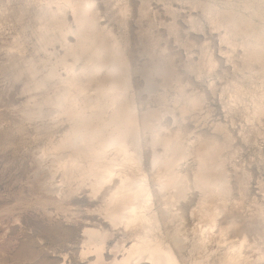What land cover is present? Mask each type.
I'll return each instance as SVG.
<instances>
[{
	"label": "bare ground",
	"instance_id": "6f19581e",
	"mask_svg": "<svg viewBox=\"0 0 264 264\" xmlns=\"http://www.w3.org/2000/svg\"><path fill=\"white\" fill-rule=\"evenodd\" d=\"M5 1L13 2L0 0V5ZM181 1L216 19L232 46L241 36L244 72L264 69V0ZM18 2L1 6L0 17L12 18L18 32L7 46L0 75L12 86L19 83L25 94L20 124L41 120L37 130L47 136L62 130L32 153L34 181L43 193L38 203L63 209V202L85 186L91 198H100L95 211L103 220L83 223L81 255L88 263L264 264V180L262 196H250L249 169L235 161L238 170L229 167L232 134L223 123L215 124L220 134L211 139L204 133L191 136L186 124L204 108L207 96L189 73L216 69V55L208 52L204 66H196L189 55L179 68L176 55L159 46L150 0L138 6L114 0L112 7L109 0ZM30 9L33 19L26 23ZM167 12L173 19L167 31L180 39L178 12ZM109 13L112 22L103 20ZM134 13L144 38L138 50L145 57L142 65L130 27ZM191 22L202 28L198 18ZM29 26L31 48L23 34ZM223 93L229 97L227 112L246 121L244 137L263 135L264 82L254 93L235 77ZM157 103L173 111L175 132L164 124L166 114ZM191 188L199 196L188 215L183 203Z\"/></svg>",
	"mask_w": 264,
	"mask_h": 264
},
{
	"label": "rangeland",
	"instance_id": "374dc122",
	"mask_svg": "<svg viewBox=\"0 0 264 264\" xmlns=\"http://www.w3.org/2000/svg\"><path fill=\"white\" fill-rule=\"evenodd\" d=\"M18 1L13 0L12 3L5 1L6 5L2 3L0 11L16 3L21 5ZM111 1L114 0H109L108 7H112ZM133 1L137 6L140 3V0ZM149 6L153 13L154 33L160 37L159 46L176 55L179 68H184L189 55L196 66H204L208 52L216 55L218 60L216 69L205 71L202 68L189 73L188 79H192L190 81L196 84L198 90H205L207 96L204 108L197 116L195 115L196 117L189 116L186 124L192 131L191 136L204 133L206 138L210 136L211 139L213 135L220 134L215 131V124L223 123L232 134L231 165L235 161L236 164L249 169L246 170L252 175L249 194L252 197H261L260 181L264 180V134L254 133L255 141L252 139L249 141L244 137V131L247 129L244 125L246 121L239 113L231 115L227 112L225 103L229 97L223 93V89L236 77L244 80L256 93L264 82V69L254 67L253 70L244 72L239 67V56L244 50L241 36H238L236 45L232 46L226 39L224 28L218 25L216 19L210 21L211 17L204 15L200 9L193 8L189 3L181 0H150ZM168 8L178 12L176 21L179 22L180 34H182L180 39L169 35L167 31V25L173 22L172 16L167 12ZM1 18L0 63H4L7 58V46L18 32V28L12 18ZM194 18L200 20L202 28L192 27L191 21ZM32 19L33 13L30 9L25 22L27 23L28 20L32 22ZM103 20L112 22L114 18L109 13ZM130 20L134 50L138 57L137 63L142 65L145 57L138 50L143 49L144 38L139 36L140 25L137 13H134ZM23 34L27 38L29 47H33L30 26ZM187 40L189 45L184 44ZM230 50H234L232 57H229ZM250 75L254 77L249 78ZM140 82L143 84L144 79H140ZM188 83H186L187 88H191ZM18 84L12 86L7 78L0 75V264H89L87 258L81 255L83 223L103 220V217L95 211L97 205H100V198H91L85 186L86 188L82 187L63 202V209H58L54 205L42 206L38 203V198L43 193L37 180L34 181L35 164L32 153L38 149V145H44L50 139L58 138L62 130L53 129V135L47 136L41 135L37 130L41 120H27L23 122L24 125L20 124L22 114L19 110L24 105L25 94L19 90ZM162 90L159 94L164 93L165 90ZM168 90L171 93L167 92L166 96L170 97L174 91L170 87ZM147 94L143 92L145 98H149ZM157 104L154 105L156 108L161 107L160 113L166 114L164 124L175 132L178 122L173 111L163 110L161 104L158 106ZM44 121L49 122L47 118ZM20 125H22L21 130L18 129ZM231 165L229 164V167H232V170H238ZM234 193L237 194L238 190L235 189ZM198 196V190L191 188L189 201L183 203L188 215L193 207H196ZM187 222L192 225L191 215Z\"/></svg>",
	"mask_w": 264,
	"mask_h": 264
}]
</instances>
